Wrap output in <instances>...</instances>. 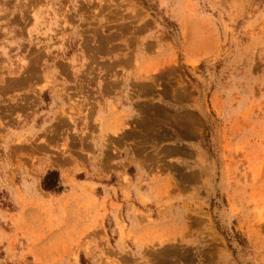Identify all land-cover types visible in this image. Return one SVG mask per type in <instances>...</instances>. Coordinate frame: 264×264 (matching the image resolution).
<instances>
[{
  "label": "rangeland",
  "instance_id": "rangeland-1",
  "mask_svg": "<svg viewBox=\"0 0 264 264\" xmlns=\"http://www.w3.org/2000/svg\"><path fill=\"white\" fill-rule=\"evenodd\" d=\"M0 264H264V0H0Z\"/></svg>",
  "mask_w": 264,
  "mask_h": 264
},
{
  "label": "crops",
  "instance_id": "crops-1",
  "mask_svg": "<svg viewBox=\"0 0 264 264\" xmlns=\"http://www.w3.org/2000/svg\"><path fill=\"white\" fill-rule=\"evenodd\" d=\"M38 15L41 16V13H38ZM133 64L134 63L132 62L131 65L133 66ZM126 65L128 66L129 64L126 63ZM117 99L119 100V103H116L118 104V107L116 110H113L111 108L110 102L115 103ZM124 102H126V100L122 95H116L114 97L107 98L104 101L103 110L95 114V116L103 118V129L105 132H109V135L112 137H118V135L123 133L128 127L122 125V123L129 118L128 114H126L128 106L126 103L124 104ZM121 113H123V115L120 116L117 124H113L112 119L118 116V114L121 115ZM25 117H27V115H25ZM152 173V171H149L145 175L137 176V172L135 171L133 177L131 178L132 186L130 187L129 191L132 197L133 205L144 214L146 219L147 217H150L152 220L156 221L154 223L145 222L141 224L139 217H136L134 220L132 215H129L127 228L131 233L134 234V238H141V236L146 234L151 236L154 234V231L157 234H167L173 224L180 223L181 220L184 221V217L181 218L180 216H177L173 210L170 211L171 215L167 209L160 211L161 215H157L158 211L154 207V203L142 204L140 202L138 199L139 195H145L146 197L153 200L155 195L162 191L161 188L163 186L164 190L166 189V180L163 178H154ZM139 180L145 184L139 187L137 184V181ZM107 185L113 187V189H107L104 192V196H109V200H106L107 206L110 203H115L122 205V208L125 209L127 202L123 201L119 185H112L109 183ZM116 234L118 235V231ZM130 243L132 244V240H130ZM134 248L136 250L135 252H137V248Z\"/></svg>",
  "mask_w": 264,
  "mask_h": 264
},
{
  "label": "trees",
  "instance_id": "trees-1",
  "mask_svg": "<svg viewBox=\"0 0 264 264\" xmlns=\"http://www.w3.org/2000/svg\"><path fill=\"white\" fill-rule=\"evenodd\" d=\"M41 188L47 192H60L58 172L54 170L48 171L41 181Z\"/></svg>",
  "mask_w": 264,
  "mask_h": 264
}]
</instances>
